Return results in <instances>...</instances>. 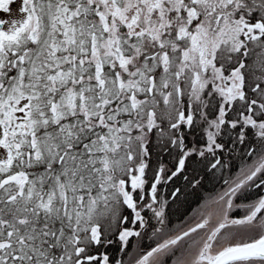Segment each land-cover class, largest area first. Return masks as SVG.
Returning <instances> with one entry per match:
<instances>
[{"label": "snow or ice", "instance_id": "1", "mask_svg": "<svg viewBox=\"0 0 264 264\" xmlns=\"http://www.w3.org/2000/svg\"><path fill=\"white\" fill-rule=\"evenodd\" d=\"M0 12V264H264V0Z\"/></svg>", "mask_w": 264, "mask_h": 264}, {"label": "bare ground", "instance_id": "2", "mask_svg": "<svg viewBox=\"0 0 264 264\" xmlns=\"http://www.w3.org/2000/svg\"><path fill=\"white\" fill-rule=\"evenodd\" d=\"M212 191H213V188L211 186H209L208 188L204 189V192L200 194V199H203L205 194L211 193ZM198 203H199V200H197L195 196H189V197H187V201L185 203V206H189V205H192V204L196 205ZM181 211H184V209L182 208ZM181 217L182 216H178L179 219H182Z\"/></svg>", "mask_w": 264, "mask_h": 264}, {"label": "flooded vegetation", "instance_id": "3", "mask_svg": "<svg viewBox=\"0 0 264 264\" xmlns=\"http://www.w3.org/2000/svg\"><path fill=\"white\" fill-rule=\"evenodd\" d=\"M2 14H3V13L0 12V15H2ZM196 205H197V204H196ZM196 205L192 204V205H190V207H189V206H186L185 208H187V211H188V212H191L192 209L196 207ZM185 214H186V213H185ZM181 218L183 219V216H182Z\"/></svg>", "mask_w": 264, "mask_h": 264}, {"label": "trees", "instance_id": "4", "mask_svg": "<svg viewBox=\"0 0 264 264\" xmlns=\"http://www.w3.org/2000/svg\"><path fill=\"white\" fill-rule=\"evenodd\" d=\"M186 206L184 205V208H185Z\"/></svg>", "mask_w": 264, "mask_h": 264}]
</instances>
